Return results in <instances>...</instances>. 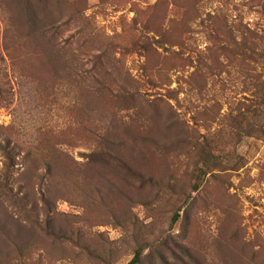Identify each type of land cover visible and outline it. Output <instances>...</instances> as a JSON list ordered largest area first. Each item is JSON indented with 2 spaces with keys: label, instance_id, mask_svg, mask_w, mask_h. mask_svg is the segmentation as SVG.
Wrapping results in <instances>:
<instances>
[{
  "label": "rangeland",
  "instance_id": "rangeland-1",
  "mask_svg": "<svg viewBox=\"0 0 264 264\" xmlns=\"http://www.w3.org/2000/svg\"><path fill=\"white\" fill-rule=\"evenodd\" d=\"M263 78L264 0H0V264H264Z\"/></svg>",
  "mask_w": 264,
  "mask_h": 264
},
{
  "label": "trees",
  "instance_id": "trees-1",
  "mask_svg": "<svg viewBox=\"0 0 264 264\" xmlns=\"http://www.w3.org/2000/svg\"><path fill=\"white\" fill-rule=\"evenodd\" d=\"M261 82H262V85H263L264 78L261 80ZM263 103H264V101H263ZM0 148H2V144L1 143H0ZM7 158L10 160V163L6 164V167H8V169H9L11 167L10 166L11 162L14 159L12 158L11 155H7ZM205 171H206V169H205ZM8 178H9V176H8V170H7L6 173H5V181L3 183L0 182V187H2V189H7L8 188V186H7ZM178 216L179 215L177 213H175L173 215V217H172V221H176ZM140 254H141V250L135 249L133 256L131 257V259L126 264H139V262H140Z\"/></svg>",
  "mask_w": 264,
  "mask_h": 264
}]
</instances>
